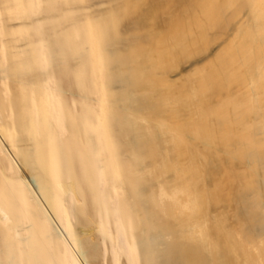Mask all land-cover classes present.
I'll return each instance as SVG.
<instances>
[{
  "label": "bare ground",
  "instance_id": "bare-ground-1",
  "mask_svg": "<svg viewBox=\"0 0 264 264\" xmlns=\"http://www.w3.org/2000/svg\"><path fill=\"white\" fill-rule=\"evenodd\" d=\"M113 1L121 8L126 2ZM69 4L0 0V27L9 21L8 28L21 31L15 32L19 42L0 39L1 48L3 42L10 48L3 58L11 61L0 67V120L6 125L0 140L27 166L26 187L40 206L36 213L29 210L25 183L0 192V229L5 224L0 264H78L64 238L84 201L98 214L103 235H110L106 223H113L130 264H138L140 246L146 264H154L157 251L176 256L180 264H264V120L255 116L264 112V0H197L196 16L174 26L179 37L200 42L196 60L187 66L197 68L200 78L184 92L166 93L160 104L133 90L158 84L148 74L161 65L147 64L133 44L109 48L123 38L113 33L120 14L96 15L91 22L99 23L97 52L114 72L105 88L106 107L99 114L81 110L83 116L87 111L84 117L62 102L51 69L50 53L64 34L56 36L55 24L49 38L48 12L51 7L62 13ZM240 4L246 7L241 16ZM117 80L124 85H114ZM171 103V115L161 116L160 105ZM172 129L196 132L206 149L195 152L184 136L176 149L169 146ZM15 136L27 146L14 149ZM126 151L152 160L140 185ZM228 200L236 205L232 216L225 206L217 215L210 213ZM144 209L150 223L143 220ZM177 215L182 221H173ZM23 216L28 219L20 225L16 217ZM184 244L190 263L181 258Z\"/></svg>",
  "mask_w": 264,
  "mask_h": 264
},
{
  "label": "rangeland",
  "instance_id": "rangeland-1",
  "mask_svg": "<svg viewBox=\"0 0 264 264\" xmlns=\"http://www.w3.org/2000/svg\"><path fill=\"white\" fill-rule=\"evenodd\" d=\"M57 1L61 3L69 1L70 4L67 5V7L65 6V10H63L64 7L63 9L61 8L63 10V16L65 15L67 17L65 20L60 18L62 17V13L58 10H51L50 7L48 12L50 19L47 20V23L51 26L49 38L50 36L52 37L57 30L59 33H55L57 34L56 36H59L60 31L62 30L61 34H64V43L61 41L58 44L60 46L56 45L57 48L53 47V49L56 48V51L54 50V53H50V55L52 54L51 69L54 71L55 79L58 78L56 82L57 86L55 85V87L57 88L58 93L61 92L62 94H59L62 102H65L70 108L76 109L77 112L80 113L81 110H92L90 111L91 113L94 112L93 114H99L98 112H101L106 107L104 99L105 88L108 85L111 73L114 72V70H111L113 67L107 68L104 62H101L103 59L98 54L99 52H97L101 39L98 28L99 23L97 24L98 19L94 21L96 24L91 22V20L93 18V20H95V17L98 14H102L101 16L98 15L100 18L105 14H111V12L116 13L115 11L120 14L118 17L120 22L118 25L115 22L113 33L116 36L122 34L123 38L121 40H112L113 42L109 45V48L114 49L133 44L142 49L147 64L153 67H156L159 64L161 65L160 69L151 70L148 74L151 79L159 80V83H148L143 87L136 88L133 90L137 94L136 96L140 98H148L160 104L161 100H159V98H163L166 93L172 90L184 92L188 87L193 88L195 86L193 83L191 84L193 80L200 78V74L195 71L197 68H193V70L189 71V68L187 67L190 62L196 60L200 42L197 41V39L192 38L196 42L190 43V37H183L186 39L179 37V34L175 33L177 27L174 26L176 23L183 21V19L195 15L193 11L195 10L197 0H125L126 4L123 3L126 6L125 10L123 4V7L121 8L119 3L113 0ZM245 8L246 7L242 4L238 6V11L240 13L239 16H241L246 10ZM58 14L61 16L59 17ZM61 20L64 22H62L60 27L59 23ZM8 22L9 21L3 23L8 24ZM91 23H93V25ZM5 24H2L0 27V39L4 38V40L7 39V41L15 39L14 43L19 42L20 40L18 41V39H20L21 36L19 37L15 35L16 31V34L19 33V28H16L18 30L15 28H8L7 26L13 25L12 22L8 25ZM55 24L61 29L57 28ZM54 25L57 30L52 28ZM10 35L12 37H10ZM19 35L21 34L19 33ZM23 37L24 36H22V38ZM1 41L2 40H0V43ZM3 45L2 48L0 46V67L11 62L9 61L8 63L5 60L6 57L3 58V55L5 54L6 56L7 54L5 50L9 48L8 45L6 47ZM57 49H59L58 52ZM2 53L4 54L2 55ZM49 61L47 60V64ZM114 85L120 87L124 84L121 80H117ZM171 85H173V87H171ZM121 105L124 107V104ZM171 105L172 103L169 105L161 104L158 113L161 116L171 115ZM84 107H86V109ZM83 113H80V116L82 115L81 117H84L86 114L85 113L83 116ZM259 115H255L257 120H264V112L260 111ZM1 126H3L4 129L3 127L1 128ZM0 129L6 130V125L2 121L0 122ZM169 135L170 141L168 145L173 146L175 149L177 139L180 136H184L185 140H187L195 152H200L206 149L205 142L196 132L181 134V132L172 129L171 132H169ZM10 143L14 149H21L27 146L19 136H15ZM8 144V142L6 144L4 140H0V192L3 190L8 191V189L5 188L7 185H13L16 188V186L23 185L25 182L28 184L30 176V171L27 169V166L24 165L25 163H23V160L18 158L20 156L16 157V155L13 154V151ZM169 153L174 155L175 150L172 149ZM124 154L128 159L132 177L140 185L144 173H148L152 169V160L149 158L138 159L131 151H126ZM75 175L78 174L76 173ZM20 179L23 180V183ZM222 179H224V177ZM211 180L210 183L213 182V180ZM19 182H21V184ZM26 183L23 185L25 189H27ZM143 188L146 189L145 191L147 192L150 189V185L144 186ZM226 188L227 185H224L223 189L226 190ZM25 191V193H28L25 194L27 201H30L28 208L31 207L29 210L36 213L40 209V206L39 204L36 205L37 202L34 199L35 195L30 189ZM143 198L144 196L142 195V199ZM7 202L10 201L8 200ZM84 202H82L80 207L76 209L75 215L71 218L72 220L70 219V227L64 238L70 248L73 258L78 264H130L129 259L126 256L127 254L121 249L116 240L117 234L113 223H106V228L110 235H103L101 233V220L98 214L91 207L89 201ZM224 202H226V204L221 203L213 205L209 210L210 213L217 215L226 209V211H229L232 216L236 207L235 203L233 200ZM144 211L143 220L150 223L152 220L151 216L148 214L147 210L144 209ZM28 215H30V213ZM16 219H18L16 220L17 223L20 221V225H24V222L28 217H16ZM176 220L182 221L179 215L173 219V221ZM232 221L233 220L230 219L228 222L231 223ZM3 226L5 227V224H3ZM2 227L0 229L1 231H3ZM205 227H207V225H205ZM138 230H140L139 226ZM1 231L0 234L2 233L3 235V232ZM66 252L67 251L62 249L61 253L64 255ZM144 254H146V252H144L143 248L140 246V258L138 259V264H146ZM181 258L184 263L187 261L190 263L188 246L186 244H184V250L181 252ZM155 262L156 264H180V260H178L176 256L166 255L161 251H157L154 257V264Z\"/></svg>",
  "mask_w": 264,
  "mask_h": 264
}]
</instances>
